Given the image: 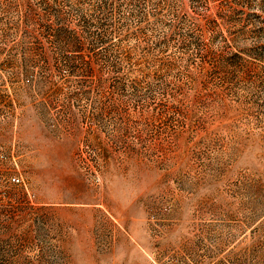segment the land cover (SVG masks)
Instances as JSON below:
<instances>
[{
	"label": "rangeland",
	"instance_id": "obj_1",
	"mask_svg": "<svg viewBox=\"0 0 264 264\" xmlns=\"http://www.w3.org/2000/svg\"><path fill=\"white\" fill-rule=\"evenodd\" d=\"M0 264H264V0H0Z\"/></svg>",
	"mask_w": 264,
	"mask_h": 264
}]
</instances>
